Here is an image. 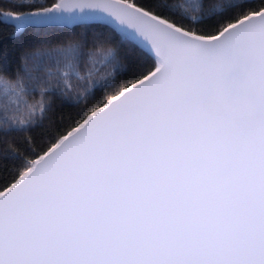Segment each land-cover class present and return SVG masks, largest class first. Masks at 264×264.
<instances>
[{
  "label": "snow or ice",
  "instance_id": "1",
  "mask_svg": "<svg viewBox=\"0 0 264 264\" xmlns=\"http://www.w3.org/2000/svg\"><path fill=\"white\" fill-rule=\"evenodd\" d=\"M10 2L13 35L119 36L0 42V264H264V0Z\"/></svg>",
  "mask_w": 264,
  "mask_h": 264
},
{
  "label": "trees",
  "instance_id": "2",
  "mask_svg": "<svg viewBox=\"0 0 264 264\" xmlns=\"http://www.w3.org/2000/svg\"><path fill=\"white\" fill-rule=\"evenodd\" d=\"M221 0H203V8L205 11L217 6ZM14 3H20V0H14ZM164 3L168 5L169 8L176 11H182V6L186 5V0H164ZM0 6L3 8H9L12 6L10 0H0ZM78 32L83 33L85 38L89 41L94 37L105 38L108 35H113L118 39L119 34L108 25L105 24H85L76 25L72 27L67 26H47V27H34L29 30L28 33L22 35H13L10 27H5L4 24H0V42H2L5 53H6V63L9 61H14L10 64L11 69L14 71L19 67L23 61L20 59L21 56L29 51L35 49L47 50L49 48L58 47L63 40L61 39L66 33ZM48 39L50 43H41L42 40ZM135 49V51H134ZM87 51V49H86ZM123 51L129 56H135L139 53V49L133 42H124ZM39 93L35 96H29V102L39 99ZM86 101H82L85 103ZM77 107L62 106L60 102H56L55 111L52 114L56 120H59L60 116L63 115L65 118L70 116L72 113L77 111ZM46 126L48 122L45 121ZM40 130L37 129V134Z\"/></svg>",
  "mask_w": 264,
  "mask_h": 264
},
{
  "label": "water",
  "instance_id": "3",
  "mask_svg": "<svg viewBox=\"0 0 264 264\" xmlns=\"http://www.w3.org/2000/svg\"><path fill=\"white\" fill-rule=\"evenodd\" d=\"M85 24H105V25H108V26H110L111 28H113L115 30L113 25L108 23L107 20L98 19V18L89 19V20H86V21H84L82 23H78V24H74V25H45V26H35V27H47V26H67V27H72V26H76V25H85Z\"/></svg>",
  "mask_w": 264,
  "mask_h": 264
},
{
  "label": "rangeland",
  "instance_id": "4",
  "mask_svg": "<svg viewBox=\"0 0 264 264\" xmlns=\"http://www.w3.org/2000/svg\"><path fill=\"white\" fill-rule=\"evenodd\" d=\"M188 3V0H186V4Z\"/></svg>",
  "mask_w": 264,
  "mask_h": 264
}]
</instances>
